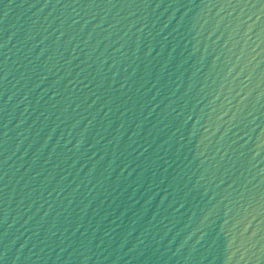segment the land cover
<instances>
[{
	"label": "water",
	"instance_id": "95a60500",
	"mask_svg": "<svg viewBox=\"0 0 264 264\" xmlns=\"http://www.w3.org/2000/svg\"><path fill=\"white\" fill-rule=\"evenodd\" d=\"M0 264H264V0H0Z\"/></svg>",
	"mask_w": 264,
	"mask_h": 264
}]
</instances>
